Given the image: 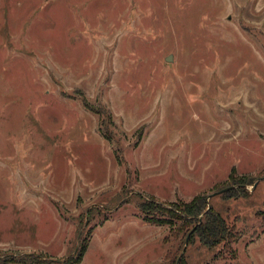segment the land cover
Returning <instances> with one entry per match:
<instances>
[{"label": "rangeland", "instance_id": "rangeland-1", "mask_svg": "<svg viewBox=\"0 0 264 264\" xmlns=\"http://www.w3.org/2000/svg\"><path fill=\"white\" fill-rule=\"evenodd\" d=\"M197 196L230 248L140 209ZM85 242L81 264H264V0H0V264Z\"/></svg>", "mask_w": 264, "mask_h": 264}, {"label": "trees", "instance_id": "trees-1", "mask_svg": "<svg viewBox=\"0 0 264 264\" xmlns=\"http://www.w3.org/2000/svg\"><path fill=\"white\" fill-rule=\"evenodd\" d=\"M245 182V181H244ZM247 185L244 184L243 187ZM235 187V186H234ZM234 187L223 193L235 190ZM238 193L245 192V188L237 189ZM222 193V194H223ZM244 195H248L244 194ZM177 211L173 209H165L161 204L156 203L154 200L143 201L140 204V209L144 215V219L148 222L165 225L173 221H183L187 223L185 231L192 229L191 234L185 235L189 238L190 242L198 239L200 243L208 249H218L221 247L230 248L235 244L239 238L240 233L236 227L231 224L227 218L216 211L209 205L206 196H197L192 201L176 205ZM191 224V226H189ZM184 227L183 225H181ZM89 243L85 242L81 248L74 255H70L64 259H52L42 257H33L30 259L32 264H81L88 251ZM183 249L178 253H168L167 258L163 264H188L185 253L182 254ZM14 261H18L15 259ZM23 261V260H21ZM25 261V260H24Z\"/></svg>", "mask_w": 264, "mask_h": 264}, {"label": "water", "instance_id": "water-1", "mask_svg": "<svg viewBox=\"0 0 264 264\" xmlns=\"http://www.w3.org/2000/svg\"><path fill=\"white\" fill-rule=\"evenodd\" d=\"M172 57V56H171ZM170 57V58H171ZM169 60H171V59H169ZM261 180V178L255 183V185H254V187H257V185H258V183H259V181ZM231 187H228V188H224V189H222L221 191H219V193H223V192H225V191H228L229 189H230ZM189 241V238H187V242ZM185 251V250H184Z\"/></svg>", "mask_w": 264, "mask_h": 264}]
</instances>
